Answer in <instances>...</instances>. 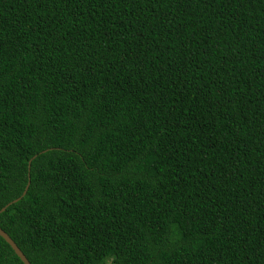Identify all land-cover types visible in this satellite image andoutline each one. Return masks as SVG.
I'll return each instance as SVG.
<instances>
[{
  "label": "trees",
  "instance_id": "trees-1",
  "mask_svg": "<svg viewBox=\"0 0 264 264\" xmlns=\"http://www.w3.org/2000/svg\"><path fill=\"white\" fill-rule=\"evenodd\" d=\"M28 173L30 264H264V0H0V209Z\"/></svg>",
  "mask_w": 264,
  "mask_h": 264
},
{
  "label": "water",
  "instance_id": "water-1",
  "mask_svg": "<svg viewBox=\"0 0 264 264\" xmlns=\"http://www.w3.org/2000/svg\"><path fill=\"white\" fill-rule=\"evenodd\" d=\"M30 163H31V161L28 162V171L30 170ZM29 184H30V180H29V173H28V181H27V184H26L25 189H24L23 193L21 194V196L15 200H13L12 202L8 203L3 208H1L0 213L4 212L8 206L19 201L22 197H24L27 190H28ZM0 237L10 246V248L13 250L15 255L20 259V261L23 264H30V262L27 260L25 255L18 248V246L14 243V241L1 228H0Z\"/></svg>",
  "mask_w": 264,
  "mask_h": 264
}]
</instances>
